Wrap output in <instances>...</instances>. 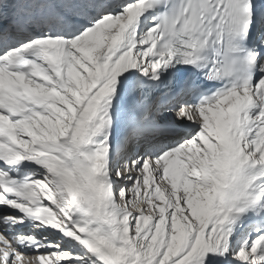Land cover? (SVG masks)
<instances>
[{
    "label": "snow or ice",
    "instance_id": "obj_1",
    "mask_svg": "<svg viewBox=\"0 0 264 264\" xmlns=\"http://www.w3.org/2000/svg\"><path fill=\"white\" fill-rule=\"evenodd\" d=\"M0 264H264V0H0Z\"/></svg>",
    "mask_w": 264,
    "mask_h": 264
}]
</instances>
